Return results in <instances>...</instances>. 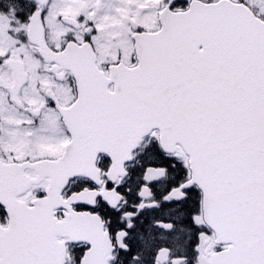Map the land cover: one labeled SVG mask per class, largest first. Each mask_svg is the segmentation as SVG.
<instances>
[{
  "label": "snow or ice",
  "instance_id": "1",
  "mask_svg": "<svg viewBox=\"0 0 264 264\" xmlns=\"http://www.w3.org/2000/svg\"><path fill=\"white\" fill-rule=\"evenodd\" d=\"M0 264H264V0H0Z\"/></svg>",
  "mask_w": 264,
  "mask_h": 264
}]
</instances>
